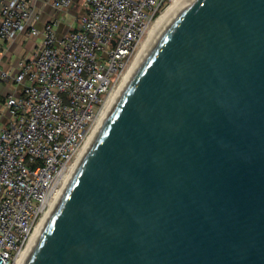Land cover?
Listing matches in <instances>:
<instances>
[{
  "label": "water",
  "instance_id": "1",
  "mask_svg": "<svg viewBox=\"0 0 264 264\" xmlns=\"http://www.w3.org/2000/svg\"><path fill=\"white\" fill-rule=\"evenodd\" d=\"M27 264H264V0L174 12Z\"/></svg>",
  "mask_w": 264,
  "mask_h": 264
},
{
  "label": "built area",
  "instance_id": "2",
  "mask_svg": "<svg viewBox=\"0 0 264 264\" xmlns=\"http://www.w3.org/2000/svg\"><path fill=\"white\" fill-rule=\"evenodd\" d=\"M40 0H0V46L39 37L31 57L1 73L0 264H16L92 135L151 26L172 0H83L79 28L37 26ZM58 12L76 0H47Z\"/></svg>",
  "mask_w": 264,
  "mask_h": 264
},
{
  "label": "bare ground",
  "instance_id": "3",
  "mask_svg": "<svg viewBox=\"0 0 264 264\" xmlns=\"http://www.w3.org/2000/svg\"><path fill=\"white\" fill-rule=\"evenodd\" d=\"M196 0H172L171 4L159 15V17L155 20L153 25L151 26L146 38L141 43V46L139 47L138 52L136 53L131 65L127 69L123 79L119 83V85L115 88V90L112 92L108 102L102 109L97 125L90 136L88 142L84 146V148L80 151L78 157L76 158L74 164L70 167L66 177L63 179V181L60 183L59 188L55 192V194L52 197L51 201V208L50 210L45 214L42 221L39 223L38 227L36 228L34 234L32 235V238L30 240V243L26 247L25 250H23L17 260L16 264H27L33 251L37 247L38 243L40 242L45 230L47 229L50 220L52 219L54 213L56 212L57 208L59 207L67 189L69 188L70 184L72 183L75 175L79 171L81 165L83 164L85 158L87 157L91 147L93 146L94 142L96 141L97 137L101 133L102 129L104 128V125L106 123V119L110 113V111L115 106L116 102L120 98L121 94L123 93L124 89L134 76L135 72L137 71L138 67L140 66L142 60L144 59L145 55L147 54L148 50L152 46L153 42L165 26V24L168 22V20L171 18V16L174 14V12L180 8L183 5H187L190 3L195 2Z\"/></svg>",
  "mask_w": 264,
  "mask_h": 264
},
{
  "label": "crops",
  "instance_id": "4",
  "mask_svg": "<svg viewBox=\"0 0 264 264\" xmlns=\"http://www.w3.org/2000/svg\"><path fill=\"white\" fill-rule=\"evenodd\" d=\"M1 8L2 4L0 3V10ZM79 8L81 10L80 12ZM38 11L40 12L41 18L37 26L40 29H44L46 23L51 19L58 18L60 20L58 34L62 36L79 28L78 19L85 12V8L83 6V0H76L68 10L60 13L47 0H40L38 2ZM40 41L41 39L39 37L20 35L15 40L0 46V101L16 90L14 85L4 82L1 79V73L6 70L16 69L21 59L31 57Z\"/></svg>",
  "mask_w": 264,
  "mask_h": 264
},
{
  "label": "rangeland",
  "instance_id": "5",
  "mask_svg": "<svg viewBox=\"0 0 264 264\" xmlns=\"http://www.w3.org/2000/svg\"><path fill=\"white\" fill-rule=\"evenodd\" d=\"M170 4H171V3H168L167 6H169ZM80 11H81V10H80V8H79V12H80ZM76 12H78V11H76Z\"/></svg>",
  "mask_w": 264,
  "mask_h": 264
}]
</instances>
